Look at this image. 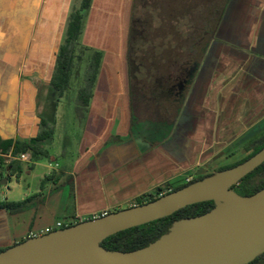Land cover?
Instances as JSON below:
<instances>
[{"label":"crops","instance_id":"1","mask_svg":"<svg viewBox=\"0 0 264 264\" xmlns=\"http://www.w3.org/2000/svg\"><path fill=\"white\" fill-rule=\"evenodd\" d=\"M133 1L93 0L85 10L82 44L89 48L81 55L98 49L103 58L89 109L82 120L76 115L83 126L77 153L63 150L59 159L52 142L47 170L26 190L19 189L25 173L41 159L29 169L21 164L18 175L5 159L11 172L0 183V201L32 200L21 212L0 209V248L57 221L80 222L136 205L137 197L184 170L235 163L264 134V0H229L176 120L152 132L131 122L127 44ZM80 3L0 0L1 139L35 137L42 117L55 128L51 79L70 14ZM46 175L52 177L43 182Z\"/></svg>","mask_w":264,"mask_h":264},{"label":"trees","instance_id":"2","mask_svg":"<svg viewBox=\"0 0 264 264\" xmlns=\"http://www.w3.org/2000/svg\"><path fill=\"white\" fill-rule=\"evenodd\" d=\"M92 2L93 0H81L80 6L75 7L70 14L51 79L56 100L70 88L71 71L75 68L77 57L81 56V49L89 48L82 44L83 18L85 10L91 7ZM228 2L229 0L133 1L127 44L133 126L145 121L168 125L176 120ZM143 7L146 9L140 11ZM152 9L159 12L154 14ZM102 58L103 52L95 49L85 71V83L78 90L75 111L80 120L85 117L89 109ZM54 132L53 120L49 121L42 117L39 132L35 137L17 139L15 142L0 138V183L3 178L2 167L6 159L4 154L9 151L13 155L30 152L32 161L48 158L50 156L48 146L53 142ZM263 147L264 134L248 145L252 151L243 159L221 166L215 171L197 175L189 182L159 185L153 191L137 197L136 205L157 199L162 196L159 193L165 189L170 188L164 193L167 194L218 170L236 166ZM12 162V171L18 172L17 175L20 174L21 162L18 160ZM51 177L52 175H46L43 182ZM233 188L241 195H251L264 188V162L234 184ZM31 200L32 196L21 200H3L0 201V209L12 213L21 212ZM214 206V200L187 205L170 215L114 233L104 239L102 245L108 249L122 251L145 247L169 232L175 221L206 213ZM4 249L6 248H0V252ZM247 264H264V252Z\"/></svg>","mask_w":264,"mask_h":264},{"label":"water","instance_id":"3","mask_svg":"<svg viewBox=\"0 0 264 264\" xmlns=\"http://www.w3.org/2000/svg\"><path fill=\"white\" fill-rule=\"evenodd\" d=\"M263 162L264 147L155 200L27 238L1 251L0 264H247L264 252V188L241 195L233 185ZM205 200L215 206L175 221L145 247L122 251L102 245L114 233Z\"/></svg>","mask_w":264,"mask_h":264},{"label":"rangeland","instance_id":"4","mask_svg":"<svg viewBox=\"0 0 264 264\" xmlns=\"http://www.w3.org/2000/svg\"><path fill=\"white\" fill-rule=\"evenodd\" d=\"M146 9L143 7L140 9V11H144ZM153 13L157 14L159 12L158 10L155 11L154 9ZM87 15V14H86ZM90 52H85L80 57H77L76 59V65L75 68L71 71L70 75V88L65 91L63 96H61L58 100H56V111L54 113V119H55V134L53 139V147L52 153L55 154V156L59 159L63 158L62 151L68 150L69 155L72 153H77L78 145H79V135L82 132V125H80V122L78 121V118L76 117L75 112V105H76V98L78 95L79 88L84 85L85 83V71L87 68V65L89 63L90 58ZM169 127V124L164 123H157L153 121H145L139 125H137V130H144L146 132L154 131V129H167ZM31 162V161H30ZM29 161H21V164L24 166L25 169L32 168L30 166ZM6 164V161L3 163L2 167V175L3 177H9L10 176V170L4 168ZM13 164V162H11ZM45 164H48V158H43L40 160V164H38L34 171H29L28 173H25L24 181L21 185V190H26L27 182H30V184H36L38 181V178L43 176L44 172L47 170L45 167ZM221 164L218 162H214L210 165L203 166V168H190L188 170H184L179 174V177L175 180H171L170 183L178 184L181 182H184L185 177L189 175H201L208 172L213 171L214 169L220 167ZM16 179L12 178L10 186H14L15 190V184ZM56 189H54L55 191ZM54 198V197H53ZM63 218V217H62ZM67 222H71V219H66Z\"/></svg>","mask_w":264,"mask_h":264},{"label":"built area","instance_id":"5","mask_svg":"<svg viewBox=\"0 0 264 264\" xmlns=\"http://www.w3.org/2000/svg\"><path fill=\"white\" fill-rule=\"evenodd\" d=\"M6 159L8 162H12L13 160H18V161H32V158H31V154L30 152H20L16 155H13L12 153H9V154H6ZM49 166H51V168H57L59 167V164L58 163H53V162H50L49 163ZM196 176L193 174V175H189L187 177H185V180L184 182H189V181H192ZM169 189H165L163 191H161L159 194L160 195H163L164 193H166ZM110 212L109 209H106L100 213H95L92 215L91 218L93 217H98V216H103V215H106ZM79 221H71V222H63V221H57L54 225H49V226H46L44 227L40 233H37V232H31L29 235H28V238L30 237H34V236H38V235H43L45 233H49L55 229H59V228H63V227H66V226H69L70 224H75V223H78Z\"/></svg>","mask_w":264,"mask_h":264}]
</instances>
